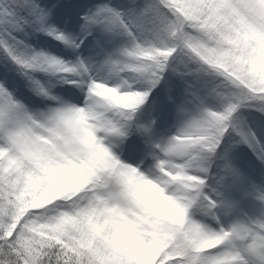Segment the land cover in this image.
<instances>
[{"label": "snow or ice", "instance_id": "6c2138e0", "mask_svg": "<svg viewBox=\"0 0 264 264\" xmlns=\"http://www.w3.org/2000/svg\"><path fill=\"white\" fill-rule=\"evenodd\" d=\"M0 264H264V0H0Z\"/></svg>", "mask_w": 264, "mask_h": 264}]
</instances>
